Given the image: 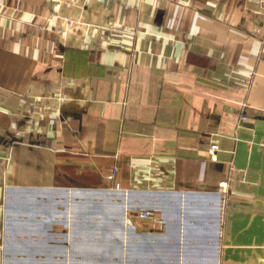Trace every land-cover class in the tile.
<instances>
[{
    "label": "crops",
    "instance_id": "crops-1",
    "mask_svg": "<svg viewBox=\"0 0 264 264\" xmlns=\"http://www.w3.org/2000/svg\"><path fill=\"white\" fill-rule=\"evenodd\" d=\"M0 264H264V0H0Z\"/></svg>",
    "mask_w": 264,
    "mask_h": 264
},
{
    "label": "rangeland",
    "instance_id": "rangeland-1",
    "mask_svg": "<svg viewBox=\"0 0 264 264\" xmlns=\"http://www.w3.org/2000/svg\"><path fill=\"white\" fill-rule=\"evenodd\" d=\"M70 1V0H68ZM64 18V28H70L71 30L82 29L85 27L86 17L82 13H77L72 16H66ZM65 30V29H64Z\"/></svg>",
    "mask_w": 264,
    "mask_h": 264
},
{
    "label": "built area",
    "instance_id": "built-area-1",
    "mask_svg": "<svg viewBox=\"0 0 264 264\" xmlns=\"http://www.w3.org/2000/svg\"><path fill=\"white\" fill-rule=\"evenodd\" d=\"M111 178H113V175L111 176ZM222 188L224 189V192L227 193L229 191L228 183H223ZM140 217L144 219H153L160 224L162 230H165L166 228V220L162 216L158 217L155 211H143L140 213Z\"/></svg>",
    "mask_w": 264,
    "mask_h": 264
}]
</instances>
